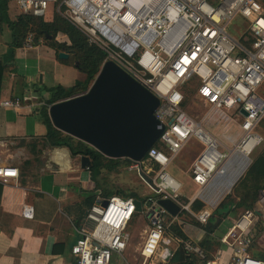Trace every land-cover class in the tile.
Listing matches in <instances>:
<instances>
[{
	"label": "built area",
	"instance_id": "1",
	"mask_svg": "<svg viewBox=\"0 0 264 264\" xmlns=\"http://www.w3.org/2000/svg\"><path fill=\"white\" fill-rule=\"evenodd\" d=\"M13 1L21 14L44 16L53 6L104 51L103 62H115L158 98L154 115L163 126L156 141L161 147L155 143L142 159L126 164L158 195L147 197L145 205L141 201V213L150 221L138 250L143 260L172 241L194 254L199 264H264L249 254L254 218L264 217V189L221 237L229 253L226 262L221 253L208 256L199 240L167 237L165 229L178 215L158 204L159 199H170L180 212L205 224L221 199L215 203L208 197L206 205L202 190L219 188L224 182L215 183L230 171L247 169L250 156L264 141V0ZM238 16L244 27L236 39L227 28ZM32 45L29 33L23 46ZM185 88L206 107L200 121L184 110ZM24 99L0 96V107H19ZM191 140L200 144L189 168V179L198 189L184 202L182 184L167 169ZM7 145L0 139V148ZM18 176L17 167L0 159V181ZM196 198L205 205L193 212L189 206ZM133 200L99 194L77 228L79 237L71 246L73 264H111L113 254L122 255L129 240L127 226L137 213ZM21 213L32 218L33 209L23 205ZM167 217H172L169 222Z\"/></svg>",
	"mask_w": 264,
	"mask_h": 264
},
{
	"label": "crops",
	"instance_id": "2",
	"mask_svg": "<svg viewBox=\"0 0 264 264\" xmlns=\"http://www.w3.org/2000/svg\"><path fill=\"white\" fill-rule=\"evenodd\" d=\"M7 7L10 20L21 14L13 0H7ZM48 10V14L47 11L44 14L47 21L53 16V6H49ZM56 40L69 43L62 33L56 35ZM10 41L9 30L2 28L0 59L6 53ZM57 57L56 51L43 42L31 47H24L22 44L14 50L11 64L1 70L0 96L25 99L19 107H0V139L8 141L5 148H0V159L17 167L19 171L18 178L0 181V223L4 226L0 228V264H73L71 246L79 237L77 228L90 207L89 197L94 194V202L99 200L98 186L87 168L80 167L79 156L72 157L66 148L42 144L41 138L46 133V127L35 112V107L40 104L41 85H63L55 84L57 72L74 81L84 78L83 73L75 66L64 63ZM37 80L38 83L35 82ZM41 94L46 95L47 92ZM190 196L183 193V197L187 199ZM207 203L206 195V205ZM23 205L32 207V218L22 215ZM242 212L240 209L230 212L221 220L212 236L220 242ZM138 214L143 216L139 217ZM188 217L186 214H178L174 221L182 226V231L188 238L200 240L205 231L199 224H195L193 218ZM135 218V225L145 221L149 223L142 232L140 244L135 247L134 252L126 246L122 255L113 254L111 264L166 263L176 244L172 241L162 244L155 256L143 260L138 250L150 227V221L145 213H137L132 221ZM136 227L134 226V231L138 230ZM250 234L252 243L249 254L264 262V217L260 214H256ZM217 252L221 253L223 262L228 261V250L221 242L212 249L211 254Z\"/></svg>",
	"mask_w": 264,
	"mask_h": 264
},
{
	"label": "trees",
	"instance_id": "3",
	"mask_svg": "<svg viewBox=\"0 0 264 264\" xmlns=\"http://www.w3.org/2000/svg\"><path fill=\"white\" fill-rule=\"evenodd\" d=\"M7 10V0H0V30L6 27L11 35L8 49L0 59V77L2 68L11 64L14 50L22 46L29 33L32 34L33 45L43 42L45 45L53 48L57 55L59 51H67L69 53L67 59L57 58L64 63L72 64L84 75L82 80H76L70 86L64 87L58 84L53 87H44L47 92L46 95L39 92L40 104L35 107V112L37 118L46 127V133L41 138L42 144L54 148H66L72 157H80L81 155L87 156L91 163L87 170L90 172V176L93 181L96 182L99 190L103 192V197L117 194L123 197L139 199L136 191L129 193H123L120 189L109 191V189L103 187L101 181L98 180L103 171L110 172L117 170L120 166L126 165L129 160L106 157L88 144L56 129L51 124L47 113L48 105L81 94L87 90L103 63L105 56L104 51L96 44L90 43L86 35L78 27L56 11H54L51 20L47 21L44 19L43 15H35L32 13L19 14L14 20H10ZM58 33L66 35L69 43L57 41L56 35ZM187 89L185 88L187 96L193 94L191 90ZM155 146L161 147L159 143H156ZM262 189H264V148L255 150L252 153L249 166L234 184L231 192L223 196L220 202L213 208L205 224L201 225L192 219L195 224H199L205 231L203 237L198 241V244L205 250L208 256H211L214 247L220 245L219 240L214 238L212 234L221 220L230 212H236L238 209L244 211L245 209L252 208ZM94 196L93 194L89 197L90 206L94 202ZM155 196L158 197V195ZM181 199L184 202L188 201L186 197H181ZM204 205L202 200L196 198L191 202L189 207L191 211L197 212L203 208ZM182 214L188 215L184 210L179 213V215ZM1 215L2 209L0 207V220ZM136 215L137 213L135 216ZM171 218L172 217H167V221L169 222ZM3 227L4 226L0 223V228ZM181 227L182 226L178 222L172 220L168 223L165 234L170 238L178 237L187 239L188 237L182 231ZM160 264H199V259L194 254L187 253L182 245L178 244L172 251L171 258L166 263Z\"/></svg>",
	"mask_w": 264,
	"mask_h": 264
},
{
	"label": "water",
	"instance_id": "4",
	"mask_svg": "<svg viewBox=\"0 0 264 264\" xmlns=\"http://www.w3.org/2000/svg\"><path fill=\"white\" fill-rule=\"evenodd\" d=\"M68 56L67 51L58 52L59 58ZM158 102L154 94L108 60L103 62L85 92L48 105L47 113L53 127L104 156L140 160L156 143L163 129L154 115ZM243 113L246 115L245 111ZM79 161L82 169L91 164L85 155H81ZM245 170L230 177L229 191ZM142 176L149 182L145 175ZM133 203L135 211L141 213V200L134 198ZM158 204L172 216L180 213L179 206L170 199H159Z\"/></svg>",
	"mask_w": 264,
	"mask_h": 264
},
{
	"label": "rangeland",
	"instance_id": "5",
	"mask_svg": "<svg viewBox=\"0 0 264 264\" xmlns=\"http://www.w3.org/2000/svg\"><path fill=\"white\" fill-rule=\"evenodd\" d=\"M48 11L49 10H47L46 14H48ZM243 27H244L243 20L241 17L238 16L230 22L227 30L233 37L239 39L242 34ZM55 81H56L55 84L61 83L63 84L62 86L67 87L72 85L74 80L68 77H64L63 74L57 72V74L55 75ZM35 82L38 83L39 81L37 80ZM42 86L43 85H41L40 90L43 93L45 92V89ZM263 89H264V84H263ZM184 110L188 115H190L196 121H200L203 117V114L206 111V107L200 100L195 98L193 95H188L186 97ZM261 148H264V141L256 148V150ZM199 150H200V144L195 140H191L174 158V160L167 169L168 172L177 180H179V182L182 184V189H181L182 195L183 193H185L186 195L189 196L191 195L190 197H192V195L198 189L197 186L194 185L189 179V168ZM98 180H100L102 186L106 187L107 189H113V190L120 189L127 193L136 191L138 193L139 200L141 201L143 200L142 201L143 203L147 197L154 196V193L151 192L148 185L141 181L137 172L129 171L126 165L120 166L117 170L114 171H110V172L103 171ZM219 188H214V186H208V188L205 187L202 190V197H204V199L206 200V195H207V198L209 197L208 199L217 202L219 199H222L223 196L228 192L227 190H224L222 193L219 194ZM97 190L99 194L103 195V192L99 190V187ZM138 215L139 217L143 216L142 214H138ZM136 223H137V218H135L130 223V226L127 229V232L129 231L128 232L129 240L127 242V246L129 250H131L132 252H134L135 247H137L138 244H140L143 235L142 232L144 231V229H147L149 225L148 221L139 223V225L138 224L135 225ZM134 226H137L138 230L134 231L135 229Z\"/></svg>",
	"mask_w": 264,
	"mask_h": 264
},
{
	"label": "bare ground",
	"instance_id": "6",
	"mask_svg": "<svg viewBox=\"0 0 264 264\" xmlns=\"http://www.w3.org/2000/svg\"><path fill=\"white\" fill-rule=\"evenodd\" d=\"M237 172H238V169L237 170H234V171H230L228 173V175L225 176V178L223 177V181H218V182L215 183V184H221V183L224 182V184L219 188V194L222 193L224 190H227L228 189V187H229V181L228 180L230 179V177H232L235 174H237Z\"/></svg>",
	"mask_w": 264,
	"mask_h": 264
}]
</instances>
